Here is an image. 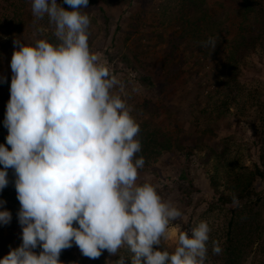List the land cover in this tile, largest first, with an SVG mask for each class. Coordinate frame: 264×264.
<instances>
[{"label":"clouds","instance_id":"1","mask_svg":"<svg viewBox=\"0 0 264 264\" xmlns=\"http://www.w3.org/2000/svg\"><path fill=\"white\" fill-rule=\"evenodd\" d=\"M88 2L64 0L69 11L57 0H31L33 17L48 18L57 42L14 41L4 119L11 150L0 144V191L13 169L22 244L0 264H62L61 252L73 244L90 259L119 253L115 264H125L122 250L131 264H207V221L191 236L179 232L173 251L162 247L183 213L157 185L139 179L146 163L137 155L140 125L116 91L122 82L90 50ZM217 44L214 36L202 42L213 50ZM10 221L11 213L0 211V224ZM222 252L213 240L212 253Z\"/></svg>","mask_w":264,"mask_h":264},{"label":"rangeland","instance_id":"2","mask_svg":"<svg viewBox=\"0 0 264 264\" xmlns=\"http://www.w3.org/2000/svg\"><path fill=\"white\" fill-rule=\"evenodd\" d=\"M22 1L0 0V49L4 52L17 50L18 46L14 45V41L17 39H20L22 43H31L33 37L30 28L31 30L35 28L34 30L39 33H54V26L49 23L48 18L36 20L31 17L27 13V11L31 12V5L29 8L28 5H23ZM257 1L264 6V0ZM57 3L64 7L62 0H57ZM191 3L196 4L194 5L198 11L187 14L185 6L191 5ZM140 5L139 9L144 13L143 20H140L138 10L123 18L121 4L120 7L113 9L105 7L108 19L103 17L99 8L96 7L83 11L88 12L91 18L90 50L98 54L101 60L106 62L110 72L122 82L123 88L118 87L116 91L121 90L126 100L136 103L141 108L138 115L132 116L137 123L148 124L152 129L160 131L163 128L167 129L170 121H176L175 118H170L163 109L166 104L194 103L197 106L196 110L200 112L201 107L197 99H200L201 102L205 101L200 93V81L204 78L205 80L209 79H206L205 65L214 58L217 60L218 49L225 45L223 35H221L223 25L228 20V25H231L233 30L235 28L234 18L236 16L232 7L234 3L232 0L229 2L227 0H141ZM209 7L213 10L212 21L205 24V27L210 34L218 32L214 35L218 38L216 48L213 50L210 47L202 46L206 37L201 33H191L188 36L191 53L184 59L185 62L192 65L191 70L186 74L188 76L185 78L183 74L172 75V66L169 67L170 71L165 73L164 65L167 61H173L170 44L161 40L156 49L150 51L145 46H140L143 34L156 35L158 41L161 34L167 36L166 30L175 21L187 18L196 22ZM130 29H132L131 32H129ZM202 29L204 31L205 28ZM136 32L138 33L136 34ZM260 42L262 45L258 52L263 59V64H256L253 61L251 65L256 66L257 70L261 69L263 76L246 84L244 97L234 106L232 112L241 115L240 128L245 134L250 137L252 135L261 136L259 145L264 148V40ZM136 57H139L140 61H137ZM8 68L11 69L10 63ZM144 71L152 73L156 80L157 87L153 91L145 86H143L144 88L136 87L137 76H140ZM208 82L214 84L215 80ZM4 108L5 104L0 103V118L1 116L5 117ZM198 119L202 121L199 115L191 109L183 116L180 122L181 126L177 125L176 132L181 134L183 129H186L185 124L188 122L196 127ZM179 133L177 134L179 135ZM221 136L222 134H220L219 140L214 137V140L219 142ZM248 146V142H243L240 137L234 138L229 146L227 160L223 163L216 162L209 168L211 174L219 173L223 177L222 188H226L228 183L233 184L237 178L246 174L247 170L251 172L255 165H260L264 172V150L262 153L258 151L257 155L253 157L251 155L253 152L249 151ZM206 151L207 148L199 150V156L204 157ZM8 180L10 188H8L7 195L9 199L5 202L12 203L14 206L17 204V193L14 187L15 176H9ZM254 185L256 195L253 205L245 213L236 214L228 209L217 208L201 217L200 220L207 221L211 228L207 264H264V177L257 179ZM6 210L11 213V221L8 224H0V245L3 242H11V249H14L20 245L16 239L22 236V226L15 213V208L8 207ZM180 230L181 226L170 225L168 239L162 241L163 248L168 251L174 250ZM213 240L221 242L222 254L214 255L212 253ZM121 254L125 255V264H131V253L122 250ZM103 258L109 260V264H115L120 259V254L110 255L105 250Z\"/></svg>","mask_w":264,"mask_h":264},{"label":"trees","instance_id":"3","mask_svg":"<svg viewBox=\"0 0 264 264\" xmlns=\"http://www.w3.org/2000/svg\"><path fill=\"white\" fill-rule=\"evenodd\" d=\"M229 1L231 0H227V2ZM232 1L236 16L234 18L236 21L235 28L233 30L231 25H228V20L226 21L221 31L225 45L217 51L216 58L218 61L214 58V62L211 60L205 65L206 79L209 78L208 81L215 80V82L210 84L205 78L200 81V93L205 98L204 102L197 99L201 107L200 112L196 110L197 106L194 103L166 104L163 106L166 114L170 118L176 119V121L169 122L170 125L167 129L163 128L158 131L152 129L148 124L138 123L140 133L137 138L142 143V151L137 155H142L146 161L145 167L139 170V179L157 185L160 195L165 200H171L179 208L183 213V217L181 220L174 221L172 225L181 226L180 232L187 231L189 236H191V228L201 221V217L217 208L228 209L236 214L245 213L253 205L256 195L254 182L264 177L260 165H255L251 172L247 170V173L237 178L233 184L228 183L226 188H222L221 180L223 177L219 173L211 174L209 169L214 163H223L227 160L229 146L234 138L240 137L243 142H248V149L251 153L253 152L251 154L253 157L257 155L258 151L262 153L264 150L259 145V137L261 136L252 135L250 137L245 134L240 128L241 115L232 112L234 106L243 99L246 84L263 76L262 70H257V67H253L251 62L263 64L258 49L262 45L260 41L264 40V6L257 0ZM22 3L30 8L31 0H23ZM62 3L66 10L71 11L64 0H62ZM120 4L123 9L121 12L123 18L138 10L140 20L144 19V13L139 9L141 0H89L87 8L83 10H90L94 7L99 8V12L103 14V17L108 19L106 8H118ZM194 4L191 3V5L187 4L185 6L187 7V14L198 11L195 7L196 4ZM27 13L33 17L31 12L27 11ZM212 14L213 10L209 7L205 9L202 17L198 18L196 22L187 18L177 20L166 30L167 36L161 34L158 41L156 35L143 34L140 46H145L151 51L156 49L161 40L169 43L173 61L166 62L163 68L164 72L170 71L169 67L172 66V75L183 74L186 78L188 76L186 74L192 67L191 63L184 60L191 53L188 36L191 33H201L207 40L209 37L218 34V32L210 34L205 27V24L211 23ZM152 25L154 26V24ZM202 28H205L204 31ZM34 29L31 30L30 28L33 37L31 43L41 38L52 43L57 42L52 33H39ZM131 31L132 29L129 30V32ZM14 51L15 49L4 52L0 49V103L5 104V112L10 99L12 78V71L8 68V65L11 63ZM136 58L137 61H140L139 57ZM138 86H145V88L153 91L156 89L157 83L152 73L144 71L140 76H137L136 87L138 88ZM118 93L123 97L121 90ZM124 99L126 100V98ZM126 102L132 109L131 115H138L141 111L139 105L128 100ZM191 109L199 115L202 121L198 119L199 122H196V127L188 122L185 124L186 129H183L181 134L176 132L177 125L181 126L180 122L183 116ZM4 119L5 117L1 116L0 144H4L11 150V146L6 144L8 130L4 126ZM220 134H222V138L217 142L214 137L219 140ZM232 134L234 136H231ZM203 148H207V151L204 157H200L198 151H202ZM2 167L0 165V168ZM7 172L8 179L11 175L15 176L13 169H8ZM8 188H10L9 183L7 187L0 191V201H4V204L0 206V211H4L8 207H14L17 215L21 207L18 199L16 200L17 204L14 206L12 203L5 202L9 199L7 195ZM234 196L238 200V205L233 202ZM76 226L78 225L74 224V227ZM16 241L21 245L22 236L18 237ZM11 245V242H3L0 245V259L9 253L12 248ZM34 251L39 254L42 249L37 247ZM104 255L105 251L98 259L87 258L73 244L71 248L61 252L59 259L62 264H109V260L103 258Z\"/></svg>","mask_w":264,"mask_h":264}]
</instances>
